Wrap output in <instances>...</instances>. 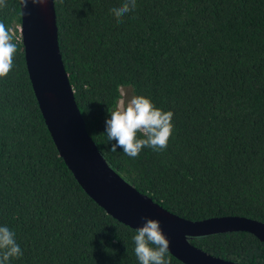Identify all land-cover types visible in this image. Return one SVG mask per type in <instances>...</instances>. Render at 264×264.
Segmentation results:
<instances>
[{
  "label": "trees",
  "instance_id": "1",
  "mask_svg": "<svg viewBox=\"0 0 264 264\" xmlns=\"http://www.w3.org/2000/svg\"><path fill=\"white\" fill-rule=\"evenodd\" d=\"M123 3L53 0L62 61L97 148L180 217L264 222V0H136L118 22L110 10ZM7 4L0 22L13 30L17 52L0 78V226L15 232L23 252L10 264H139L135 229L87 195L59 155L26 69L21 9ZM122 88L174 113L165 151H110L107 108ZM190 242L222 259L264 264V242L245 231Z\"/></svg>",
  "mask_w": 264,
  "mask_h": 264
},
{
  "label": "water",
  "instance_id": "2",
  "mask_svg": "<svg viewBox=\"0 0 264 264\" xmlns=\"http://www.w3.org/2000/svg\"><path fill=\"white\" fill-rule=\"evenodd\" d=\"M21 11L20 35L28 76L59 155L82 189L109 215L136 229L147 217L160 222L169 253L185 264H237L191 244L193 237L245 231L264 242V222L243 216L189 220L139 192L105 160L88 134L58 45L53 0ZM240 264V263H239Z\"/></svg>",
  "mask_w": 264,
  "mask_h": 264
},
{
  "label": "clouds",
  "instance_id": "3",
  "mask_svg": "<svg viewBox=\"0 0 264 264\" xmlns=\"http://www.w3.org/2000/svg\"><path fill=\"white\" fill-rule=\"evenodd\" d=\"M23 15L29 4L44 5L47 0H16ZM7 0H0V10L7 8ZM137 7L136 0H124L119 7L112 8L111 14L118 22ZM14 32L0 22V78H5L13 68L17 45L13 42ZM108 118L105 122L107 141L111 143L110 151L115 153L121 148L130 158H137L143 148L162 152L168 147L173 134L172 123L174 113L163 111L143 95H131L121 91L115 106L107 108ZM142 136L143 138H139ZM144 223L135 229L132 237L134 253L139 264H169L165 258L169 251V240L163 233L160 222L147 217ZM23 255L20 245L16 242V234L7 226H0V264H10L12 258ZM239 264V261H237Z\"/></svg>",
  "mask_w": 264,
  "mask_h": 264
},
{
  "label": "rangeland",
  "instance_id": "4",
  "mask_svg": "<svg viewBox=\"0 0 264 264\" xmlns=\"http://www.w3.org/2000/svg\"><path fill=\"white\" fill-rule=\"evenodd\" d=\"M121 91H126L129 97L132 95L130 89L122 88Z\"/></svg>",
  "mask_w": 264,
  "mask_h": 264
}]
</instances>
